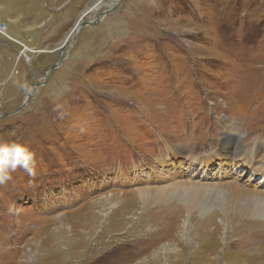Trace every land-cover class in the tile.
<instances>
[{
  "label": "rangeland",
  "instance_id": "374dc122",
  "mask_svg": "<svg viewBox=\"0 0 264 264\" xmlns=\"http://www.w3.org/2000/svg\"><path fill=\"white\" fill-rule=\"evenodd\" d=\"M118 1L0 0V143L36 159L0 185V264H264L263 217L140 197L264 192V0ZM236 140L250 169L200 165Z\"/></svg>",
  "mask_w": 264,
  "mask_h": 264
},
{
  "label": "bare ground",
  "instance_id": "6f19581e",
  "mask_svg": "<svg viewBox=\"0 0 264 264\" xmlns=\"http://www.w3.org/2000/svg\"><path fill=\"white\" fill-rule=\"evenodd\" d=\"M233 144H235V153L233 155H227V159H226L227 161L225 159L218 158L221 155V153H225L226 155L232 152V150L230 149V147L227 146L228 144L226 143L221 144L220 149H219L220 152H216V153L213 152L214 154H217V155L206 154L204 157L203 156L200 157L199 159H201V162H203L202 164L197 162L196 159L193 161L196 163H199L200 165H207L208 163L207 160H211V159H205V157L209 156L212 158L214 157L215 161L217 160L220 162V164H217V166H222V165L227 166L228 164L231 167H233V165L235 167V164L239 160L243 164L242 165L243 167H245L246 169H250L249 163H248L249 166H247V162H249L248 157L250 158L249 154L247 155L248 152L244 153L242 146L238 140H236L235 143ZM228 160L230 162H234V161L235 162L229 163ZM204 161H206L207 163L206 162L204 163ZM207 171L208 172L211 171L210 167H207ZM219 171H221V169H219ZM254 176H257V174L254 173ZM260 177H263V176L260 175ZM263 183H264V178H263ZM172 186H171L172 188L169 187L167 189H161V190H155V189L149 190L148 189V190L140 191L141 192L140 197H141L142 203L144 204L145 203H155V202H159L162 200H171V198H178L182 201L184 210L188 212L186 223H188L192 215L189 212L195 208H197V210L200 212L199 214L200 216L202 217L206 216V214H208V212L212 210L211 206H206V205L211 204V202H217L220 204L221 213L224 215L225 219L227 220L232 216H236L238 214H245V212H247V214L251 216H256V217L258 216V217L264 218V207L262 208V206L264 205V192L248 193L249 196L252 198L251 204L248 203L244 207H240L239 204H242V203L239 200L244 198L243 196L247 194L245 192L243 193L238 192L237 194V192H235L228 185H217L216 184V185L210 186L208 184L201 185L199 183H192V182H187V181L182 182L179 180L178 182L174 183V185ZM233 201H238V206H235L234 204H232ZM240 264H246V262H243ZM255 264L257 263L255 262Z\"/></svg>",
  "mask_w": 264,
  "mask_h": 264
},
{
  "label": "clouds",
  "instance_id": "9594fccd",
  "mask_svg": "<svg viewBox=\"0 0 264 264\" xmlns=\"http://www.w3.org/2000/svg\"><path fill=\"white\" fill-rule=\"evenodd\" d=\"M22 169L28 176L36 175L35 155L29 148L18 142L0 143V185L13 179L12 174Z\"/></svg>",
  "mask_w": 264,
  "mask_h": 264
},
{
  "label": "water",
  "instance_id": "95a60500",
  "mask_svg": "<svg viewBox=\"0 0 264 264\" xmlns=\"http://www.w3.org/2000/svg\"><path fill=\"white\" fill-rule=\"evenodd\" d=\"M125 0H119L118 2H116V6L117 5H120L121 3H123ZM105 13H102V14H100V15H104ZM97 23V22H96ZM91 25H95L94 23L92 24L91 23ZM58 66H55V67H53V68H51V69H49L48 71H51V70H53V69H56ZM30 94H28V96H29ZM29 99H30V97L27 99L28 101H29ZM28 101H26L25 103H24V106L27 104V102ZM23 108V107H22ZM21 108V109H22Z\"/></svg>",
  "mask_w": 264,
  "mask_h": 264
},
{
  "label": "built area",
  "instance_id": "2783aa9c",
  "mask_svg": "<svg viewBox=\"0 0 264 264\" xmlns=\"http://www.w3.org/2000/svg\"><path fill=\"white\" fill-rule=\"evenodd\" d=\"M3 35V34H2Z\"/></svg>",
  "mask_w": 264,
  "mask_h": 264
}]
</instances>
